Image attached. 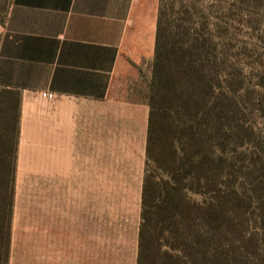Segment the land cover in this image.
Returning a JSON list of instances; mask_svg holds the SVG:
<instances>
[{"label":"rangeland","instance_id":"obj_1","mask_svg":"<svg viewBox=\"0 0 264 264\" xmlns=\"http://www.w3.org/2000/svg\"><path fill=\"white\" fill-rule=\"evenodd\" d=\"M12 3L0 0V41ZM158 3L165 28L188 34L178 40L205 43L207 68L214 73L212 90L200 81L192 84L194 110L181 108L174 115L179 146L192 133L194 139L187 141L192 153L199 158L213 155L219 164L216 180L221 210L229 218L224 236L228 254L264 264V0ZM153 63L130 74L123 85L127 99L148 103ZM15 97L3 93L0 108V198L9 169L4 153L12 146L6 142L11 134L6 124H13ZM50 101L88 108L81 101ZM189 121L192 130L185 133L181 127ZM115 125L118 128L119 122ZM119 131L114 129L117 137L110 152L78 153L80 161L64 185L43 184L40 175H22L17 167L11 221V251L16 255L9 264L137 263L146 149L140 151L138 145V151L128 152L130 146L119 144ZM211 198L192 195L195 201ZM29 242H50L51 248L39 251L53 254L27 259Z\"/></svg>","mask_w":264,"mask_h":264},{"label":"crops","instance_id":"obj_2","mask_svg":"<svg viewBox=\"0 0 264 264\" xmlns=\"http://www.w3.org/2000/svg\"><path fill=\"white\" fill-rule=\"evenodd\" d=\"M158 17V0H13L0 41V90L20 94L22 175L64 185L78 153L111 151L114 129L128 152L146 149L148 103L127 99L123 85L153 62ZM28 245L27 259L53 254L39 251L50 242Z\"/></svg>","mask_w":264,"mask_h":264},{"label":"trees","instance_id":"obj_3","mask_svg":"<svg viewBox=\"0 0 264 264\" xmlns=\"http://www.w3.org/2000/svg\"><path fill=\"white\" fill-rule=\"evenodd\" d=\"M186 35L165 28L164 13L160 11L149 85L150 113L136 264H249L252 263L249 258L230 256L224 246L229 218L219 204L220 185L216 180L219 164L213 155L199 158L192 153L187 141L194 139V134H189L182 147L176 138L180 128L174 115L181 108L186 113L194 110L192 84L200 81L212 90L210 77L214 74L207 68L210 59L205 43L178 40ZM6 91L0 92V108L4 106L2 96ZM8 92L16 96L18 106L13 124L10 120L6 124L13 136L8 133L6 142L12 146L4 153L9 169L0 198V264H9L11 254L20 139V94ZM181 130L185 133L192 130L191 122L184 123ZM208 194L212 196L210 202L192 199V195Z\"/></svg>","mask_w":264,"mask_h":264},{"label":"built area","instance_id":"obj_4","mask_svg":"<svg viewBox=\"0 0 264 264\" xmlns=\"http://www.w3.org/2000/svg\"><path fill=\"white\" fill-rule=\"evenodd\" d=\"M42 97L46 100H53L56 98V95L53 93H49V92H42Z\"/></svg>","mask_w":264,"mask_h":264}]
</instances>
